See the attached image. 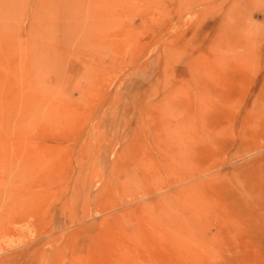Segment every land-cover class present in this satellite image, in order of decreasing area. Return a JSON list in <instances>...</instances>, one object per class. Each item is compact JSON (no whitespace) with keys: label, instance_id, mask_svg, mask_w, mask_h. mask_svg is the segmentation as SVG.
I'll return each instance as SVG.
<instances>
[{"label":"rangeland","instance_id":"1","mask_svg":"<svg viewBox=\"0 0 264 264\" xmlns=\"http://www.w3.org/2000/svg\"><path fill=\"white\" fill-rule=\"evenodd\" d=\"M0 264H264V0H0Z\"/></svg>","mask_w":264,"mask_h":264}]
</instances>
